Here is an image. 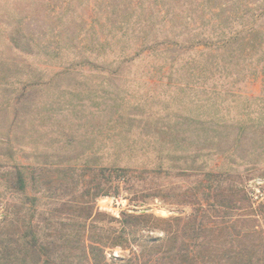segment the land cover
Masks as SVG:
<instances>
[{"label":"trees","instance_id":"1","mask_svg":"<svg viewBox=\"0 0 264 264\" xmlns=\"http://www.w3.org/2000/svg\"><path fill=\"white\" fill-rule=\"evenodd\" d=\"M243 7L227 0H72L57 7L67 27L52 48L59 69L49 84L79 74L120 80L139 61L134 75L175 85L166 95L182 113L164 128L169 139H157L156 130L146 135L155 148L147 146L144 154L154 155L161 168L164 153L184 141L177 135H189L198 178L175 205L190 206L191 213L165 218L147 210L122 211L119 217L102 212L96 205L102 197L123 195L135 207L145 203L131 169L141 157L114 141L106 158L86 163L94 183L85 186L87 200L62 205L78 209V221L51 223L49 234L32 222L19 231L14 220L6 221L0 264H264V78L256 98L239 87L257 72L264 77V15H244L256 8L264 14V5ZM13 35L9 43L16 49ZM38 44L34 39L21 52L43 54ZM21 77L24 88L44 78ZM173 114L167 112L168 118ZM3 167L8 190L26 196V171L17 164ZM151 197L164 200L158 192ZM117 249L126 254L116 256Z\"/></svg>","mask_w":264,"mask_h":264},{"label":"rangeland","instance_id":"2","mask_svg":"<svg viewBox=\"0 0 264 264\" xmlns=\"http://www.w3.org/2000/svg\"><path fill=\"white\" fill-rule=\"evenodd\" d=\"M71 1L0 0V228L6 221L9 224L14 220L13 226L22 231L32 222L49 234V227L54 226L51 223L58 226L78 221V209L63 210L62 205L74 206L87 200L83 192L94 183L86 163L99 162L103 154L106 158L114 141L131 146L141 157L134 160L137 163L131 169H136L133 180L136 188L146 195L145 203L135 207L123 195L102 197L96 202L102 212L116 217L122 211L144 210L165 218L190 214V206H177L175 202L196 185L198 176L192 164L196 144L188 134L177 135L184 141L174 147L175 151L172 148L171 154L164 153L161 168L155 167L158 163L154 155L144 154L147 146L155 148L147 143L146 135L156 130L157 139H169V134H162L168 132L164 128L167 123H173L174 115L182 113L183 107L166 95L175 85L150 82L142 75H134L141 67L139 61L130 66V75L120 80L90 79L79 74L72 80L56 79L49 84L50 75L59 69L57 60L51 58L52 48L67 23L57 7L64 3L71 5ZM227 1L245 6L241 10L248 5L252 9L264 5V0ZM244 13L250 18L264 15L257 8ZM11 34L20 50L9 43ZM34 39L44 55L37 49L33 57L21 52V49L29 51ZM40 73L44 76L42 83L24 88L21 76ZM263 78L257 72L239 87L244 95L256 98L262 92ZM91 89L96 93H90ZM19 90L24 93L20 95ZM173 110L175 114L168 118L167 112ZM165 150L168 151L167 146ZM72 157L76 158L75 162ZM142 162L148 167L142 166ZM14 164L26 171V196L31 199L8 190L3 166ZM75 167L76 171L70 175L69 169ZM58 170L64 171L58 173ZM157 192L164 200L151 197ZM34 198L38 199L37 205H33ZM47 240L44 238L43 242ZM125 254L119 249L115 251L116 256Z\"/></svg>","mask_w":264,"mask_h":264}]
</instances>
